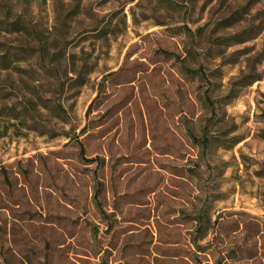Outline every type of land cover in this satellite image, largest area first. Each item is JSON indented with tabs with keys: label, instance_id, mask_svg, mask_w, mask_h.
I'll return each mask as SVG.
<instances>
[{
	"label": "rangeland",
	"instance_id": "rangeland-1",
	"mask_svg": "<svg viewBox=\"0 0 264 264\" xmlns=\"http://www.w3.org/2000/svg\"><path fill=\"white\" fill-rule=\"evenodd\" d=\"M18 18L0 29V264H185L203 206L207 239L264 225V0H0ZM129 59L138 98L98 119L88 156L106 165L86 163L72 136Z\"/></svg>",
	"mask_w": 264,
	"mask_h": 264
},
{
	"label": "trees",
	"instance_id": "trees-1",
	"mask_svg": "<svg viewBox=\"0 0 264 264\" xmlns=\"http://www.w3.org/2000/svg\"><path fill=\"white\" fill-rule=\"evenodd\" d=\"M28 25L25 19L18 18L14 21H7L0 19V29L8 32H18L27 30ZM162 55L169 59H174L175 55L167 50L162 51ZM130 57V56H129ZM130 64L126 62L119 67L117 70L106 73L101 81L99 82L98 92L89 104L86 111V123L81 128L78 134H74L72 138L75 140L79 147V153L83 161L86 163H94L98 161L99 166L106 165V157L100 155L88 156V141L101 132L100 122L98 119L104 115V119H107L112 108L117 104L119 109L124 106L133 103L139 95V85L136 82L140 79V75L144 73V61L140 59H129ZM182 72L189 74L193 73L197 75L200 71L194 70L186 65H181ZM194 70V71H193ZM115 84L121 86H129L130 92H127L120 100L108 104L104 102L110 96L109 87ZM141 87V85H140ZM105 107L104 113H94L100 109V106ZM108 127L106 126L105 129ZM207 127L204 128V134L201 140L204 147L209 146L210 135L206 133ZM190 136L195 138L192 132H189ZM2 172L5 173L6 169L1 168ZM95 183L93 185L94 192L92 193L91 199L94 200L98 208H102L103 200L100 198L102 191L106 188L105 181L100 179L97 175L94 176ZM3 206L0 204V213ZM104 210V209H103ZM107 214V211L104 210ZM113 214V213H112ZM110 214V216L112 215ZM195 220L193 229V236L190 240L189 249L187 254L181 255V258L185 264H204V260H214V264H233L239 261L240 264H264V225L261 226L258 222L246 221L244 224H239L234 231L241 230L244 233V237L235 235L231 236L228 230L221 226L212 233V236L207 239L209 234L208 222L210 221L208 209L206 206L200 207L195 216L190 217ZM107 232H110L113 228L111 223H106ZM0 230H2L0 228ZM100 231L97 225L93 226V233L96 237ZM240 237V238H238ZM202 240H206L202 243ZM106 252V251H104ZM100 253V252H99ZM1 254V252H0ZM84 254V253H82ZM8 262L7 257H3ZM24 262L28 264H34L30 256L26 254ZM80 258V257H79ZM206 264H210L207 262Z\"/></svg>",
	"mask_w": 264,
	"mask_h": 264
}]
</instances>
